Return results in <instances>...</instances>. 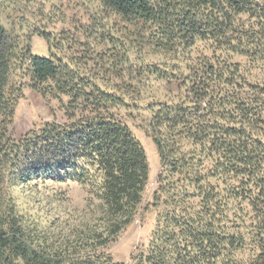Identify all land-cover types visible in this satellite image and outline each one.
I'll list each match as a JSON object with an SVG mask.
<instances>
[{
    "label": "trees",
    "instance_id": "trees-1",
    "mask_svg": "<svg viewBox=\"0 0 264 264\" xmlns=\"http://www.w3.org/2000/svg\"><path fill=\"white\" fill-rule=\"evenodd\" d=\"M100 1L129 20L155 25L164 51L200 40L221 53L264 56V0ZM221 58L204 56L186 66L180 94L156 105L150 125L167 172L181 171L188 153L201 155V162L209 161L208 176L227 184L225 195L217 199L208 182L194 194L199 208L181 211L172 196L175 205L156 230L154 246L128 264H264V80L251 83L237 63ZM27 59L33 86L45 92L43 84L51 81L54 95L68 97V121L10 136L16 98L7 91L11 44L0 21V178L22 184L49 171L84 178L96 167L107 213L119 219L112 228L117 232L131 220L148 179L142 146L112 112L125 96L101 89L90 74L62 68L50 57L28 54ZM184 139L190 150L174 155ZM0 264L121 263L92 253L65 259L48 251L13 206L0 204Z\"/></svg>",
    "mask_w": 264,
    "mask_h": 264
},
{
    "label": "rangeland",
    "instance_id": "rangeland-1",
    "mask_svg": "<svg viewBox=\"0 0 264 264\" xmlns=\"http://www.w3.org/2000/svg\"><path fill=\"white\" fill-rule=\"evenodd\" d=\"M0 21L11 44L7 91L16 98L11 137L38 130L46 122L68 121V97L54 95L51 81L43 84L42 92L30 78L28 54L46 56L62 68L90 74L101 89L125 96L112 112L140 143L148 165V179L133 216L115 233L112 228L119 219H110L107 213L96 167L84 178L49 171L11 184L1 177V207L13 206L46 250L65 259L92 253L128 264L154 246L156 230L175 205L172 196L181 211L182 206L199 208L197 186L205 189L209 182L217 199L225 195L227 184L208 176L209 161L203 157L201 162V155L188 153L181 171L167 172L150 121L158 103L180 94V78L189 74L186 66L197 59L221 54V59L237 63L248 81L259 83L264 80V56L221 53L210 41L200 40L187 49L176 45L164 51L157 45L155 25L129 20L100 0H0ZM159 70L167 76H159ZM261 116L264 119V108ZM178 144L182 146L176 156L192 146L185 139ZM195 172L198 179L193 178Z\"/></svg>",
    "mask_w": 264,
    "mask_h": 264
}]
</instances>
